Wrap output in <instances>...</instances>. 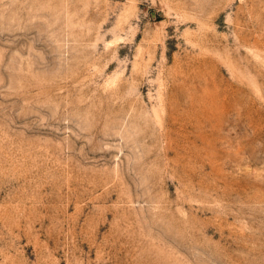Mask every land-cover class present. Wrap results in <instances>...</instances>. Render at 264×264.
Segmentation results:
<instances>
[{"label": "rangeland", "instance_id": "374dc122", "mask_svg": "<svg viewBox=\"0 0 264 264\" xmlns=\"http://www.w3.org/2000/svg\"><path fill=\"white\" fill-rule=\"evenodd\" d=\"M0 264H264V0H0Z\"/></svg>", "mask_w": 264, "mask_h": 264}, {"label": "water", "instance_id": "95a60500", "mask_svg": "<svg viewBox=\"0 0 264 264\" xmlns=\"http://www.w3.org/2000/svg\"><path fill=\"white\" fill-rule=\"evenodd\" d=\"M152 15H153V13H152Z\"/></svg>", "mask_w": 264, "mask_h": 264}]
</instances>
